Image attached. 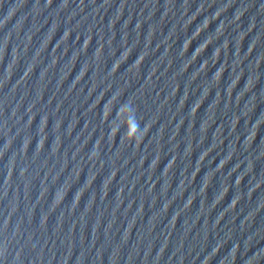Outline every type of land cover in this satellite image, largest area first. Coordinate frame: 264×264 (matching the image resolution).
Returning <instances> with one entry per match:
<instances>
[{"label":"water","instance_id":"obj_1","mask_svg":"<svg viewBox=\"0 0 264 264\" xmlns=\"http://www.w3.org/2000/svg\"><path fill=\"white\" fill-rule=\"evenodd\" d=\"M0 264H264V0H0Z\"/></svg>","mask_w":264,"mask_h":264},{"label":"clouds","instance_id":"obj_2","mask_svg":"<svg viewBox=\"0 0 264 264\" xmlns=\"http://www.w3.org/2000/svg\"><path fill=\"white\" fill-rule=\"evenodd\" d=\"M133 127H138V125L134 122V123H133Z\"/></svg>","mask_w":264,"mask_h":264}]
</instances>
